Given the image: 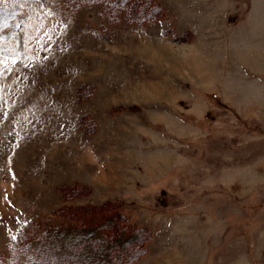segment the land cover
I'll use <instances>...</instances> for the list:
<instances>
[{
	"label": "rangeland",
	"instance_id": "1",
	"mask_svg": "<svg viewBox=\"0 0 264 264\" xmlns=\"http://www.w3.org/2000/svg\"><path fill=\"white\" fill-rule=\"evenodd\" d=\"M121 1L0 0V253L112 203L149 229L130 264H264V0ZM84 243L64 261L130 247Z\"/></svg>",
	"mask_w": 264,
	"mask_h": 264
},
{
	"label": "trees",
	"instance_id": "2",
	"mask_svg": "<svg viewBox=\"0 0 264 264\" xmlns=\"http://www.w3.org/2000/svg\"><path fill=\"white\" fill-rule=\"evenodd\" d=\"M93 1L104 3L107 9H113L120 5L126 9L133 7V3H123L121 0ZM137 2L139 4L146 3L149 8L140 14V18L136 17L132 22L143 25L145 22L163 15L160 7L158 10L156 2L152 0H138ZM106 205H112V203H107L101 207L92 204L64 205L49 216L30 220L21 230L9 253L6 255L0 253V264H43L40 261L35 262V258L59 246L65 248V251L52 257L50 264H78L73 260L68 263L64 260L70 255L74 257L75 255L72 253L75 250L73 248L77 249L82 245L84 246V242L90 239L91 236H95L106 245H116V241L123 239L124 246L126 248L130 247L128 255L119 264H130L146 251L144 246L147 239H149V229L131 225L118 208L115 206H113L115 208L107 207ZM111 226L113 231L110 233L111 238L107 240V235H104L103 232H108V228ZM69 243L72 245L68 246ZM90 248L95 249L97 245L92 244ZM86 251V247H83L80 255ZM89 258L83 260L81 264H90Z\"/></svg>",
	"mask_w": 264,
	"mask_h": 264
}]
</instances>
